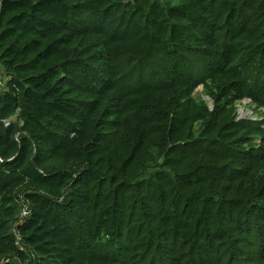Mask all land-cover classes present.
<instances>
[{"label": "trees", "instance_id": "trees-1", "mask_svg": "<svg viewBox=\"0 0 264 264\" xmlns=\"http://www.w3.org/2000/svg\"><path fill=\"white\" fill-rule=\"evenodd\" d=\"M0 66V264H264V0H0Z\"/></svg>", "mask_w": 264, "mask_h": 264}, {"label": "rangeland", "instance_id": "rangeland-1", "mask_svg": "<svg viewBox=\"0 0 264 264\" xmlns=\"http://www.w3.org/2000/svg\"><path fill=\"white\" fill-rule=\"evenodd\" d=\"M194 95L196 98L205 101L211 107V102L202 92L201 86L196 89ZM236 115L238 119H256L260 117V115L254 111L253 107L248 105L245 100L236 104ZM20 206H23V204H20Z\"/></svg>", "mask_w": 264, "mask_h": 264}, {"label": "built area", "instance_id": "built-area-1", "mask_svg": "<svg viewBox=\"0 0 264 264\" xmlns=\"http://www.w3.org/2000/svg\"><path fill=\"white\" fill-rule=\"evenodd\" d=\"M6 79L8 80L9 77L6 76ZM4 89H5V85H4V83H2L0 81V91H3ZM244 100L247 101L248 105H250V101L248 99H244ZM236 119H238V118L236 117ZM8 124H9L8 121H6L5 125H8ZM16 201L19 204V206H20V204H23V206H20V212H19V215H18V218H17L16 222L14 223V225L12 227V233H13V235L15 237V244L17 246H20V235L18 234V232L16 230V227H17V225L21 224L23 222L24 218L28 215V213H29V205L24 200L22 195H20V194L17 196Z\"/></svg>", "mask_w": 264, "mask_h": 264}, {"label": "crops", "instance_id": "crops-1", "mask_svg": "<svg viewBox=\"0 0 264 264\" xmlns=\"http://www.w3.org/2000/svg\"><path fill=\"white\" fill-rule=\"evenodd\" d=\"M0 81H1L2 83H4V85H5L6 82H7L6 75L3 74V70H2V68H1V66H0Z\"/></svg>", "mask_w": 264, "mask_h": 264}]
</instances>
